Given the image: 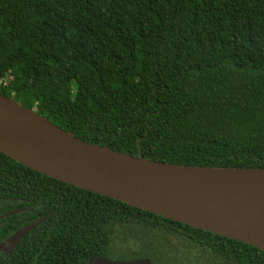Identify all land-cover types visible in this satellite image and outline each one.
Here are the masks:
<instances>
[{"label":"trees","instance_id":"trees-1","mask_svg":"<svg viewBox=\"0 0 264 264\" xmlns=\"http://www.w3.org/2000/svg\"><path fill=\"white\" fill-rule=\"evenodd\" d=\"M0 93L86 142L166 163L264 168V0H0ZM9 205V207H8ZM11 264H264V251L0 152ZM4 220H0V222Z\"/></svg>","mask_w":264,"mask_h":264},{"label":"water","instance_id":"water-1","mask_svg":"<svg viewBox=\"0 0 264 264\" xmlns=\"http://www.w3.org/2000/svg\"><path fill=\"white\" fill-rule=\"evenodd\" d=\"M0 152L75 187L264 251V168L195 166L156 161L86 142L0 93ZM31 208H20L10 214ZM41 216L0 243L13 249ZM85 264H149L148 258Z\"/></svg>","mask_w":264,"mask_h":264},{"label":"flooded vegetation","instance_id":"flooded-vegetation-1","mask_svg":"<svg viewBox=\"0 0 264 264\" xmlns=\"http://www.w3.org/2000/svg\"><path fill=\"white\" fill-rule=\"evenodd\" d=\"M8 207H9V205H8ZM10 211H12V210L7 209V210L3 211L2 214H0V220H2V219L4 220V222L3 221L0 222V243L3 242L5 240V238L11 234L10 232L7 233V231L10 230V228H11V223H10L9 218H10V215H12V214L9 213ZM13 249L6 251V252L0 250V264H11V255L13 253L12 252ZM130 253H131L130 257L120 258V259L115 258V257L110 258L109 256H106L104 254H97V255H101V256H104V257H107V258L113 259V260H124V259H131V258H139L138 253L135 250H130ZM97 255H93V256H97ZM93 256H90L89 258H91ZM140 258H144V257H140ZM88 259H87V261H88Z\"/></svg>","mask_w":264,"mask_h":264}]
</instances>
